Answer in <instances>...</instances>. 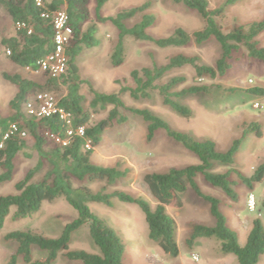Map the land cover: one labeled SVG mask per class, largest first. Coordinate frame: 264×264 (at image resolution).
Listing matches in <instances>:
<instances>
[{
    "label": "trees",
    "instance_id": "trees-1",
    "mask_svg": "<svg viewBox=\"0 0 264 264\" xmlns=\"http://www.w3.org/2000/svg\"><path fill=\"white\" fill-rule=\"evenodd\" d=\"M43 6L38 7L36 0H0V6L11 17L16 33L12 37L3 38L1 46L8 54L9 60L23 69L38 71L37 63L55 50L53 14L66 11L69 25L74 36L67 48V71L59 78H48L44 87L35 82L24 79L20 75H4V79L19 89L16 97L11 101L13 115H0V186L11 183L16 174V160L27 147L22 136L30 135L35 140V147L39 153L49 141L53 147L44 155V159L51 166V170L44 178L35 182L36 175L43 169L40 161L26 177L15 185L16 194L0 196V233L11 214L16 208L15 220H23L39 213L45 203L64 200L77 214V217L66 225L60 237L56 239L39 235L32 230L14 231L5 236V241L17 245L16 253L7 264H17L22 257L26 264H54L61 256L70 262L80 264H125L126 244L122 237L103 219L95 215L92 205L104 206L112 209L114 200L120 203L136 206L145 217L149 230V239L155 243L163 253L177 259L180 256L178 243V225L169 214L168 208L181 209L184 207L183 195L191 188L198 198L210 205V213L215 219V225L205 226L196 224L192 235L187 240L189 247H193L198 239L215 240L220 244L221 253L236 258V264H259L264 255V224L256 219L249 233L245 245H241L239 236L229 224L221 211V201L206 195L201 190L197 179L204 181L214 188L220 189L231 200L237 201L232 180L234 173L243 185L253 190L256 184L264 181V163L261 164L248 178L240 172L229 170L226 173H214L216 165L233 166L235 157L250 134L262 137L260 125L248 126L240 139L235 140L231 148L221 153L212 140L200 141L192 135L173 129L168 122L155 115L149 109L129 108L122 101L120 95L102 94L96 92L89 82L80 76L79 57L85 50L99 47L97 39L99 28L97 24H89L91 20V0H42ZM96 1V18L99 24H112L118 31V42L112 55L111 63L120 67L125 61V40L153 43L159 49L185 48L191 43L203 45L214 41L221 49V57L214 66L201 63L199 57L177 55L172 57L164 66H153L141 71H133L131 77L136 84L135 89L126 88L122 92L129 93L134 100L150 99L157 93L166 107L171 108L180 117L190 119L192 111L178 100L186 97L208 95L209 87L200 85L204 79L216 80L225 77L239 62L243 55L254 61L264 63V48L260 47L258 38L264 33V20L241 26L225 33L220 28L217 19L225 15L226 8L234 6L241 0H227L219 9L211 10L209 0H173L192 11H196L205 21V27L193 34L179 28L174 33L161 39H155L148 34V30L157 24L154 15H144L140 22L132 27L128 23L139 14H143L149 5L127 9L115 17L103 18L101 10L110 0ZM49 14L48 19L43 14ZM190 67L194 70L193 86L180 91L187 80L184 77H173L164 81L176 70ZM88 85L93 96L89 108H85L86 97L82 93L83 86ZM64 90L65 95L60 99V106L72 115L71 128L76 130L85 128V136L68 137V126L58 116L36 120L25 112L27 96L35 91ZM256 96L264 95L259 88L249 90ZM112 108L107 118L92 124L93 115ZM128 111L141 118L147 124V141L152 142L157 133L165 132L168 138L181 145L193 154L199 161L197 165L180 169H170L164 173H152L145 176V183L149 188L154 207L142 197H133L125 192L115 191L106 193L105 190L95 193L88 183L105 182L113 187L125 180L129 171H122L118 167H103L92 162L95 149L99 147L105 133L113 129L115 124L127 123L128 118L121 111ZM16 126L17 131L13 130ZM6 136H8L6 138ZM60 140L58 142L57 140ZM69 143L64 145V141ZM90 144V149L87 145ZM89 226L92 241L99 253H89L85 250H72L73 235L84 226ZM37 247L48 253L43 261H36L32 257V248Z\"/></svg>",
    "mask_w": 264,
    "mask_h": 264
},
{
    "label": "rangeland",
    "instance_id": "rangeland-1",
    "mask_svg": "<svg viewBox=\"0 0 264 264\" xmlns=\"http://www.w3.org/2000/svg\"><path fill=\"white\" fill-rule=\"evenodd\" d=\"M226 1L209 0L210 9H219L225 5ZM145 4H148L149 8L127 25L134 26L146 14L154 15L157 18V24L148 30V34L155 39L167 38L179 28L193 34L205 27V21L196 11L182 4H176L173 0H110L101 10L100 15L103 18L115 17L123 10L139 8ZM89 8L91 14L89 24L98 25L97 39L100 45L97 48L85 50L79 57L81 79L89 82L98 93L120 95L129 108L151 110L179 132L190 134L200 141H214L217 150L221 153L227 152L233 142L242 137L248 126L260 125L262 137L253 133L248 135L235 157L233 166L216 165L213 171L226 173L234 170L250 178L264 163V95L256 96L249 93V90L254 88L264 91V63L249 59L242 51L245 55L239 62L234 63V68L225 77H218L216 80L204 79L199 83L209 87L208 95L178 100L180 104L189 107L193 114L190 119H184L171 108L166 107L157 93H153L150 99L134 100L129 93L122 91L126 88H136L131 77L133 71H141L155 65L164 66L177 55L199 57L202 64L214 66L221 57L219 45L211 41L203 45L191 43L185 48L159 49L153 43L127 38L125 61L120 67H114L111 58L118 42V31L110 23H97L95 0H91ZM262 20H264V0H241L236 5L227 7L225 15L218 18L217 22L222 31L228 33L241 26ZM15 33L16 27L11 17L0 6V115L2 117L13 115L11 101L19 92L17 86L4 79L5 74L20 75L42 87L48 80L46 74L20 68L9 60L8 54L1 46V41L3 38L14 36ZM258 40L260 47L264 48V33ZM173 77H184L187 80L178 91L196 84L194 70L190 67L174 71L164 81ZM49 91L59 99L65 95L63 89ZM82 93L86 97L85 108L88 109L93 98L88 85L83 86ZM111 109L94 114L92 124L107 118ZM121 113L128 118L127 123H116L113 129L105 133L99 147L95 149L92 162L103 167L128 170L129 175L113 187L107 186L105 182L87 185L95 193L102 190L109 194L121 191L133 197H142L154 207L149 188L144 180L145 176L152 173H164L173 168L197 165L199 161L181 145L168 138L163 131L158 132L152 142H148L147 124L128 111L122 110ZM25 140L27 147L16 160L14 180L0 186V196L16 194L15 185L23 180L40 161L44 165L36 175L35 182L41 181L51 170L44 155L53 147V143L49 141L43 150L44 153H39L35 147V140L30 135H27ZM2 171L0 168V174ZM232 180L236 182L234 190L238 196L237 201L231 200L220 189L207 184L203 177H199L197 182L203 193L221 201V211L226 216L229 226L237 232L240 244L243 246L254 221L260 219L264 224V181L256 184L251 190L242 184L236 173L233 174ZM251 198L255 200L253 209L250 206ZM182 199L183 208H168L169 214L178 225L180 256L177 259L166 256L149 239L145 217L136 206L114 200L112 209L98 205H92L91 209L124 240L127 247L125 264H236V258L233 255L226 256L221 253L220 244L215 240L198 239L193 247L188 246L187 240L192 235L194 225L212 227L215 225V219L210 213V205L198 198L191 188ZM15 212L16 208H12L4 229L0 233V264H7L17 251L16 244L5 241L7 234L20 230H32L39 235L56 239L61 236L66 225L77 217L76 212L64 200L45 203L39 213L23 220H15ZM71 249L99 253L90 237L88 225L73 235ZM47 256V252L37 247L32 248L34 260L43 261ZM17 264H26V262L19 257ZM54 264L80 263L70 262L61 256ZM259 264H264V255Z\"/></svg>",
    "mask_w": 264,
    "mask_h": 264
},
{
    "label": "built area",
    "instance_id": "built-area-1",
    "mask_svg": "<svg viewBox=\"0 0 264 264\" xmlns=\"http://www.w3.org/2000/svg\"><path fill=\"white\" fill-rule=\"evenodd\" d=\"M38 7L43 6L42 0H36ZM49 14H43V18L48 19ZM53 27H54V42L55 50L50 55L41 59L38 63V71L46 74L48 78H59L67 71L68 58L66 55L67 48L72 42L74 33L69 25V18L66 11H59L53 14ZM60 99L54 96L49 90L35 91L27 96L25 102V110L28 116L35 118L36 120H42L45 118H52L58 116L68 126V137L73 138L75 136L84 137L85 128L80 127L76 130L70 126L72 124V115L66 112L60 105ZM13 130L17 131L16 126H13ZM24 138L26 134L22 135ZM8 136H6L7 138ZM60 142V140H57ZM69 143V139L64 141V145ZM90 149V144L87 145ZM250 206L253 209L255 206L254 198H251Z\"/></svg>",
    "mask_w": 264,
    "mask_h": 264
}]
</instances>
